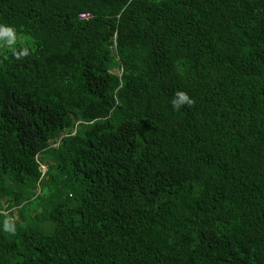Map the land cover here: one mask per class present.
<instances>
[{
    "label": "trees",
    "instance_id": "16d2710c",
    "mask_svg": "<svg viewBox=\"0 0 264 264\" xmlns=\"http://www.w3.org/2000/svg\"><path fill=\"white\" fill-rule=\"evenodd\" d=\"M0 25V264H264V0H0Z\"/></svg>",
    "mask_w": 264,
    "mask_h": 264
},
{
    "label": "clouds",
    "instance_id": "9594fccd",
    "mask_svg": "<svg viewBox=\"0 0 264 264\" xmlns=\"http://www.w3.org/2000/svg\"><path fill=\"white\" fill-rule=\"evenodd\" d=\"M0 32H2L4 35L8 37L6 43L11 44L14 37V29L11 26L8 25H0ZM28 54V50L26 48H22L19 53H15L16 56H24ZM174 108H178L182 103H187L188 105H191L193 101L188 97V95L184 92H177L175 94V98L171 101ZM4 228L5 230L9 231H15L14 228H9L8 221L6 220L4 222Z\"/></svg>",
    "mask_w": 264,
    "mask_h": 264
},
{
    "label": "built area",
    "instance_id": "2783aa9c",
    "mask_svg": "<svg viewBox=\"0 0 264 264\" xmlns=\"http://www.w3.org/2000/svg\"><path fill=\"white\" fill-rule=\"evenodd\" d=\"M79 17L82 19H87V18L91 17V14L90 13H82L79 15Z\"/></svg>",
    "mask_w": 264,
    "mask_h": 264
},
{
    "label": "rangeland",
    "instance_id": "374dc122",
    "mask_svg": "<svg viewBox=\"0 0 264 264\" xmlns=\"http://www.w3.org/2000/svg\"><path fill=\"white\" fill-rule=\"evenodd\" d=\"M115 73H117L118 71L117 70H113ZM46 168L45 166L42 167V172H45Z\"/></svg>",
    "mask_w": 264,
    "mask_h": 264
}]
</instances>
